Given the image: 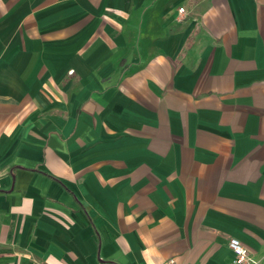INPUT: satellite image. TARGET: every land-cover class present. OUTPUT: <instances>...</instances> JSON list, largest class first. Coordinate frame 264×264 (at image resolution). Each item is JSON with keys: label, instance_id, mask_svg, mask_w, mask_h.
Here are the masks:
<instances>
[{"label": "crops", "instance_id": "obj_1", "mask_svg": "<svg viewBox=\"0 0 264 264\" xmlns=\"http://www.w3.org/2000/svg\"><path fill=\"white\" fill-rule=\"evenodd\" d=\"M232 238L264 264V0H0V264Z\"/></svg>", "mask_w": 264, "mask_h": 264}, {"label": "built area", "instance_id": "obj_2", "mask_svg": "<svg viewBox=\"0 0 264 264\" xmlns=\"http://www.w3.org/2000/svg\"><path fill=\"white\" fill-rule=\"evenodd\" d=\"M179 12L182 16H184L186 13L184 8H181ZM229 248L232 253V261L230 264H257V262L254 261L250 256L247 248L239 239H230ZM166 264H178V262L175 258H172L169 259Z\"/></svg>", "mask_w": 264, "mask_h": 264}]
</instances>
